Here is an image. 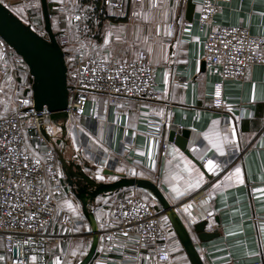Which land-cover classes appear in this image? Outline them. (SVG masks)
Masks as SVG:
<instances>
[{"label":"crops","instance_id":"obj_1","mask_svg":"<svg viewBox=\"0 0 264 264\" xmlns=\"http://www.w3.org/2000/svg\"><path fill=\"white\" fill-rule=\"evenodd\" d=\"M13 1L21 7L26 0ZM49 1L57 4L53 12L66 4L73 6V0ZM99 1L75 3L97 12ZM114 1L121 9L102 15L92 24L96 32L86 36L84 48L95 57L111 53L110 61H146L155 71L158 100L120 99L108 105L103 97L93 96L96 120L78 118L73 131L68 125L69 141L59 149L67 161L95 171L99 181L115 180L103 174L110 170L114 175L158 182L171 204L180 203V216L192 229L204 264H264V64L251 67L243 81L223 82L226 102L242 104L243 117L232 111L220 114L209 107L213 84L220 76L217 69L203 65L204 36L197 24L202 0H160L157 9L152 8V0ZM215 21L219 26H239L264 38V0H232ZM185 26L189 32L182 31ZM109 32V43L104 45ZM261 52L264 58V45ZM148 114L163 119L159 138L147 132ZM182 131L188 132V155L170 141L172 132ZM28 143L37 152L34 143L29 139ZM205 159L213 161L211 170ZM224 167L229 170L217 179L215 172ZM205 198H209L211 208ZM59 204L60 209L81 216L70 195L62 197ZM207 216L204 232L217 236L200 241L194 225ZM57 238L52 237L50 245L54 264H60L65 248ZM89 239H74L68 246L76 249V244L84 245ZM181 261L178 253L173 264Z\"/></svg>","mask_w":264,"mask_h":264},{"label":"built area","instance_id":"obj_2","mask_svg":"<svg viewBox=\"0 0 264 264\" xmlns=\"http://www.w3.org/2000/svg\"><path fill=\"white\" fill-rule=\"evenodd\" d=\"M140 2V0H135ZM232 0H202L197 13V24L204 36L202 45V60L208 69H217L219 80L213 84L209 107L219 112H238L243 117L245 107L242 104L230 105L223 94V82L243 81L249 69L255 65L264 64L262 47L264 38L254 36L245 28L223 27L217 25L216 15L221 12L225 4ZM13 13L16 4L13 0H0ZM179 3L181 0H175ZM97 12L84 8L87 19L73 20L69 25L71 10L63 5L58 16L57 42L64 53L67 65V84L69 86V103L64 111L67 125L72 131L77 126L78 118L87 117L96 120V108L93 96H101L108 105L117 100H135L154 102L158 100L155 91L154 68L143 59L125 60L120 64L95 57L84 48L86 36L93 35L95 29L91 26L97 23L102 15L120 10V4L114 0L99 1ZM160 0H152V8L157 9ZM73 8V6H69ZM59 11V12H60ZM15 14V13H14ZM73 15H81L77 10ZM16 15V14H15ZM27 23V22H26ZM39 35L44 31L36 30L31 23H27ZM189 32L188 27L182 28ZM123 67V72L115 69ZM23 71L28 75V85H21L24 95H15L18 87V73ZM111 77V79H109ZM127 77V79H125ZM13 84L9 99L12 104V114L5 118L15 124L18 134L27 136L36 146L38 154L44 157L41 176L44 178L46 193L49 199L42 205L24 203L23 196L12 206L13 215L5 216L9 207L3 205L5 195L0 194V264H54L50 258L52 237H58L62 247H66L74 239L90 237V232L82 230L81 216L60 209V199L64 197V190L60 185V165L54 156V150L44 139L40 130L43 129L49 137L58 138L59 129L53 124L50 113L45 109L36 113L33 109L31 97L26 90L30 88L29 74L26 65L0 39V94L4 86ZM28 100V104L23 101ZM147 132L159 138L163 126V119L157 114H148L145 120ZM8 129L7 123H0V130ZM179 132V131H178ZM11 131L9 132V135ZM47 154V155H45ZM205 163L208 159L204 160ZM229 170L219 168L215 172L220 179ZM7 174L6 172L4 173ZM216 181V180H215ZM7 188V183L4 184ZM210 205L209 198H205ZM15 204L21 207L16 208ZM179 212L180 203L174 204ZM99 211L100 219L97 223L98 244L93 260L89 264H173L178 258L177 238L171 224L164 214L152 201H145L140 196L121 192L98 198L93 206V213ZM32 216L25 220L24 215ZM35 214V215H33ZM96 219V217H95ZM23 221V223H18ZM204 221H209L207 216ZM31 224L29 228L27 225ZM58 229L59 233L54 230ZM57 238V239H58ZM27 241V242H26ZM249 264H261L259 262Z\"/></svg>","mask_w":264,"mask_h":264},{"label":"water","instance_id":"obj_3","mask_svg":"<svg viewBox=\"0 0 264 264\" xmlns=\"http://www.w3.org/2000/svg\"><path fill=\"white\" fill-rule=\"evenodd\" d=\"M43 20L44 36L35 32L31 26L24 23L9 8L0 2V39L14 52L26 65L29 74L33 109L36 113L44 109L50 113V118L59 129L60 137H49L44 130L40 132L44 139L51 145L60 165V185L67 195H70L77 203L81 216L85 219L90 232V246L77 264H89L96 252L98 244L97 223L93 213L95 201L100 197L120 193L127 189H137L146 194L164 214L171 224L174 234L180 243L189 264H204L198 249L193 242L187 225L181 218L180 213L175 210L161 189L148 179L126 177L125 175H114L110 170L103 172L104 175L112 176L115 180L109 182L99 181L92 171L86 166H81L75 161H67L64 153L59 149L61 144H67L68 130L66 123V110L69 103V86L67 84V65L64 53L57 42L54 34L50 16L57 4L48 0H38ZM203 65L205 66L204 62ZM188 132L180 134L172 132L170 141L182 150L186 155V141ZM84 170H91L85 172ZM206 221L194 225L200 241L210 240L217 235L206 234L204 228Z\"/></svg>","mask_w":264,"mask_h":264},{"label":"snow or ice","instance_id":"obj_4","mask_svg":"<svg viewBox=\"0 0 264 264\" xmlns=\"http://www.w3.org/2000/svg\"><path fill=\"white\" fill-rule=\"evenodd\" d=\"M77 10L80 11L81 15L72 14V12ZM83 13L84 8L76 4L75 0H73V8L68 19L69 25L72 24L73 20L81 21L82 19H87V16ZM135 14L137 13H134V15ZM109 35H111L110 32L104 38V45L109 43ZM104 45L100 47L102 48ZM102 60L110 61L111 53L102 57ZM115 63L120 64L121 62L116 60ZM115 71L117 73L123 72V67L117 68ZM109 79H111V77H109ZM125 79H127V77H125ZM23 103L28 104L29 101L24 100ZM7 111L8 109L5 108L4 112L0 113V123L8 124V129L0 130V194L5 195L3 205L9 207V211L5 212L4 215L11 217L13 215L12 206L21 196H23L25 204L33 203L42 205L49 199L51 194L46 193V189L44 188L45 180L40 174L43 168L42 161L44 157L38 155L37 152L32 149V146L28 143L27 136L21 137L20 134L14 131L16 127L15 124L5 118ZM10 131L11 134L9 135ZM206 167L211 170L213 168V161L209 160ZM5 172L7 173L6 175L4 174ZM235 172L238 178L240 169L237 168ZM5 183L8 185L7 188L4 187ZM192 186V184H189V187ZM179 194L180 193L177 191V195ZM15 207L20 208L21 206L15 204ZM69 207H71V205H69ZM21 214L24 215L25 220L32 219V216L24 213ZM18 223H23V221H18ZM27 226L29 228L32 227L31 224ZM0 259L4 258L0 257Z\"/></svg>","mask_w":264,"mask_h":264},{"label":"trees","instance_id":"obj_5","mask_svg":"<svg viewBox=\"0 0 264 264\" xmlns=\"http://www.w3.org/2000/svg\"><path fill=\"white\" fill-rule=\"evenodd\" d=\"M31 1H34V0L25 1L24 3L26 5L21 6V9L24 11V14H25V17L27 20L26 22L31 23L34 29L43 31V20H42V15H41L40 4H39L38 0L36 3L35 2L32 3ZM53 11H54V9H53ZM59 11L60 10H58L57 12H54L53 15L50 16L51 27H52L54 34H56V35H58V27H57L58 16H59V14L63 13V12H61V11L59 12ZM17 73H18V81L17 82L19 84H18L17 89H15V95H18V96L22 95L23 96L24 95V89L21 88V85H25V86L28 85V75L23 71H19ZM5 88H8V91H9L8 97H9L11 90H13L12 82L6 84L4 86V90H5ZM1 95L2 94H0V113L4 112V110H5L4 105H7L8 107L11 108L10 110L7 111V114H6V116H9L12 114V111H11L12 106L9 103L10 100L9 101L6 100L4 102L2 100ZM28 96L31 97V92L28 93ZM54 156H55V154H54ZM55 158H56V156H55ZM154 183L159 186L158 182H154ZM162 192L167 197V194L163 190H162ZM121 193L123 195H128L130 193H134V194L140 196L145 201H148V199H149L143 192H141L140 190H137V189H127V190L122 191ZM167 199H168V197H167ZM100 214L101 213H99V211L96 210L95 217H96L97 222L100 219V216H101ZM81 220L83 221L81 227L82 228H84V227L88 228V225L82 216H81ZM187 229H188L190 236L194 242V238L192 235V229L190 228V226H187ZM0 243H1V240H0ZM76 243H73V244H76ZM77 245L78 244H76V249L73 247L74 245L73 246L67 245L63 249V252H62L63 256H62L60 264H77L81 261V259L87 253L89 247H88V244L79 245V246H77ZM89 246H90V244H89ZM176 246L178 248H177V250L174 251L175 255L177 256L178 253L184 254L183 249H182V247L178 241L176 243ZM181 260H182L181 262L185 261L186 264H189L185 255L181 258Z\"/></svg>","mask_w":264,"mask_h":264},{"label":"rangeland","instance_id":"obj_6","mask_svg":"<svg viewBox=\"0 0 264 264\" xmlns=\"http://www.w3.org/2000/svg\"><path fill=\"white\" fill-rule=\"evenodd\" d=\"M27 1V0H26ZM96 1V0H95ZM34 2L36 3L37 2V0H34ZM25 4V3H24ZM23 6V5H22ZM68 8L71 10L72 8H70L69 6H68ZM13 11H14V13L16 14V16H18L24 23H26V17H25V14H24V11L21 9V7H19L18 5H16L15 7H14V9H12ZM8 93H9V91H8V88H5V90H3V92H2V95H1V97H2V100L5 102L6 100L7 101H9L10 99H9V97H8ZM9 103H10V105L12 106V104H11V102L9 101ZM4 108H7L8 110H10L11 108L10 107H8L7 105H4ZM148 201H151V199L149 198L148 199ZM153 202V201H152ZM82 230H83V228H82ZM82 237H79L78 239H81ZM85 244H88V247H89V244H90V239L89 240H87L86 241V243ZM184 253V252H183ZM185 254H181V258L184 256ZM182 264H186V262L185 261H183L182 262Z\"/></svg>","mask_w":264,"mask_h":264},{"label":"flooded vegetation","instance_id":"obj_7","mask_svg":"<svg viewBox=\"0 0 264 264\" xmlns=\"http://www.w3.org/2000/svg\"><path fill=\"white\" fill-rule=\"evenodd\" d=\"M24 5H26V4H24ZM64 195H65V196L67 195L65 191H64Z\"/></svg>","mask_w":264,"mask_h":264}]
</instances>
